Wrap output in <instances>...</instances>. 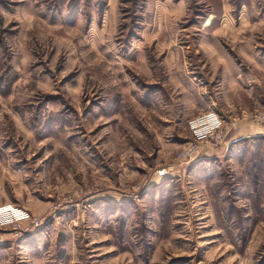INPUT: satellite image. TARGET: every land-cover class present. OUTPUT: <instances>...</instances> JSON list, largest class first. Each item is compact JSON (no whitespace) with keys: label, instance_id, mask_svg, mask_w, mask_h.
Segmentation results:
<instances>
[{"label":"rangeland","instance_id":"1","mask_svg":"<svg viewBox=\"0 0 264 264\" xmlns=\"http://www.w3.org/2000/svg\"><path fill=\"white\" fill-rule=\"evenodd\" d=\"M161 1L0 0V210L34 218L0 224V264H264V71L263 131L219 157H203L221 146L211 140L194 146L195 171L179 174L194 117L163 57L182 50L205 84L196 47L212 38L210 12ZM225 4V48L239 58L250 38L264 60V0ZM254 9L253 30L241 17ZM217 80L206 85L219 97Z\"/></svg>","mask_w":264,"mask_h":264},{"label":"crops","instance_id":"2","mask_svg":"<svg viewBox=\"0 0 264 264\" xmlns=\"http://www.w3.org/2000/svg\"><path fill=\"white\" fill-rule=\"evenodd\" d=\"M167 1L169 0H162L161 2ZM203 1L206 3L205 6L210 12V16L207 18L206 22H204L203 28H205L206 30L211 29L208 34L212 38H209V40L205 41L202 40L201 42L203 43L198 44V46L196 47V51L198 53H200L199 51H202L205 54V63H207L211 69V71L207 73V75L202 71L199 72L206 78V83L204 84V82L202 81L203 84L200 85L201 83L196 81L198 77L194 73V69L189 70L190 66L192 65V62H190L191 57H186V55H182V50H178L177 53L181 54V58L184 56L183 60H181L180 57L177 56L176 52H173V54H169L168 52L171 51H167L163 57V61L167 64L169 68L166 77L169 85H171L172 87H175L176 85L175 90L181 89L180 91L182 92L184 90L186 91V89L188 88V92L184 93L187 94L186 96L189 98L187 103H190V107L185 113H183L184 111L182 110L181 115L183 114L185 117L192 118L207 111L213 110L219 112V114L222 116L225 125L226 138L224 142L220 144L221 146L216 148L209 147L208 150H204L203 154V157L213 158L219 157L220 154H222V152H224L225 150L230 151L233 148L234 144L238 141H241L243 139H250L253 136H256L260 132V130H262L258 128L259 124L255 122L253 115L259 109L258 103H261L259 97L262 95V93H260L262 91L259 92V89H261L262 81L261 79H259V76L256 75L257 71L255 70L260 69L261 71H264L262 69L264 67V60L259 58L257 52L252 50L251 47L253 45H251L250 38L248 40L250 44L248 43V41H246L241 42V44L237 46V49H239L240 51L241 58L239 57V59L236 57L235 59L229 49L225 48L223 42L219 38L220 29L227 25L225 24V21H229V23L232 21L227 18V14H231L232 11L235 14L234 7L232 6L231 8V6H229V8L227 9L225 0ZM184 3V0L173 2V5H171V7H173L172 12L175 13L176 10L183 8ZM243 5L245 4L243 3ZM165 6L167 7L166 4ZM162 9L164 10L163 7ZM256 10L260 11L257 6ZM256 10L254 9L252 12L249 13V19L245 17L247 11L245 10V13H243V16L241 17V21L243 22L242 25L249 21V24L253 30L258 29L257 23H252V20H256L257 18H259V14ZM261 10L264 14V10ZM221 13V16H223L222 20L218 18V15ZM208 21H210L209 24ZM176 56L178 57L177 59H179L178 62H180L181 68L179 65H172V62L175 60ZM245 63L251 65L250 69L244 68ZM259 66L261 68H259ZM153 75H155V72H152L151 76L153 77ZM163 77L164 76L162 75L161 78ZM158 78L159 76H157L156 74L154 80H158ZM199 79L201 78L199 77ZM207 79H210V82H208ZM214 79H218V84L216 85L217 87H214V90H220L219 97H217V95L214 96L211 93L214 91L208 90L206 85L208 83H211V81ZM176 80H178V83ZM180 80H183L186 85L184 84V82H179ZM159 81L154 82L153 84L160 85L161 89L164 88V85L166 84H162ZM192 82L194 84H192ZM190 85L199 87L194 88ZM195 89L198 90V92ZM142 91L144 95L143 97H145L147 92H144V89H142ZM190 92H192L194 95H192V93L191 95H188ZM209 92L211 93V95L209 94ZM203 94L207 95L208 97L203 96ZM150 109L154 113L159 112L161 110L156 102ZM143 110H145V108ZM188 164H185L183 167H177L176 171H178L179 174H186ZM181 165H183V163ZM188 170L190 172L195 171L194 169H191L190 166ZM29 264L48 263L46 261V258L43 260L41 257H35Z\"/></svg>","mask_w":264,"mask_h":264},{"label":"built area","instance_id":"3","mask_svg":"<svg viewBox=\"0 0 264 264\" xmlns=\"http://www.w3.org/2000/svg\"><path fill=\"white\" fill-rule=\"evenodd\" d=\"M190 132L194 140V145L188 147L181 153L183 164H188L192 158L195 148L200 143L211 140L216 144H221L226 138L225 125L222 116L217 111H208L202 115L192 118L189 123ZM0 224L13 225L20 223L22 220L34 223L31 214L20 209L17 206L8 204L0 210Z\"/></svg>","mask_w":264,"mask_h":264},{"label":"trees","instance_id":"4","mask_svg":"<svg viewBox=\"0 0 264 264\" xmlns=\"http://www.w3.org/2000/svg\"><path fill=\"white\" fill-rule=\"evenodd\" d=\"M131 35V34H130Z\"/></svg>","mask_w":264,"mask_h":264}]
</instances>
